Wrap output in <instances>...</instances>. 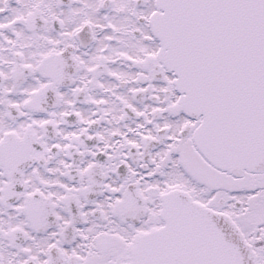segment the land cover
<instances>
[{
    "label": "snow or ice",
    "instance_id": "snow-or-ice-1",
    "mask_svg": "<svg viewBox=\"0 0 264 264\" xmlns=\"http://www.w3.org/2000/svg\"><path fill=\"white\" fill-rule=\"evenodd\" d=\"M0 264H264V0H0Z\"/></svg>",
    "mask_w": 264,
    "mask_h": 264
}]
</instances>
